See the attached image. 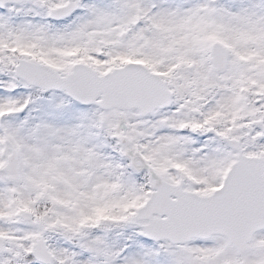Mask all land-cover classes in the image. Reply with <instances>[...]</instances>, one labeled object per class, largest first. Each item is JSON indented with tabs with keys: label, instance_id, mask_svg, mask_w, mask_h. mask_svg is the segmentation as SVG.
<instances>
[{
	"label": "snow or ice",
	"instance_id": "1",
	"mask_svg": "<svg viewBox=\"0 0 264 264\" xmlns=\"http://www.w3.org/2000/svg\"><path fill=\"white\" fill-rule=\"evenodd\" d=\"M0 264H264V0H0Z\"/></svg>",
	"mask_w": 264,
	"mask_h": 264
}]
</instances>
